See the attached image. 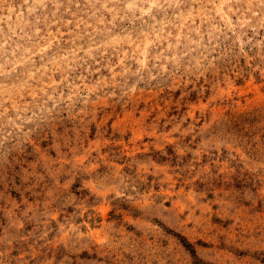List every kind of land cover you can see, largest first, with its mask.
<instances>
[{"label":"rangeland","instance_id":"374dc122","mask_svg":"<svg viewBox=\"0 0 264 264\" xmlns=\"http://www.w3.org/2000/svg\"><path fill=\"white\" fill-rule=\"evenodd\" d=\"M0 264H264V0H0Z\"/></svg>","mask_w":264,"mask_h":264}]
</instances>
